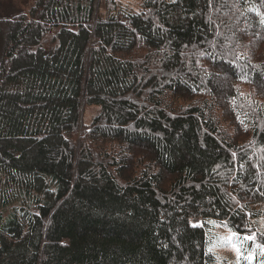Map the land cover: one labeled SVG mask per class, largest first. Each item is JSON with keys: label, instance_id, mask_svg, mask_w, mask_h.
Masks as SVG:
<instances>
[{"label": "trees", "instance_id": "trees-1", "mask_svg": "<svg viewBox=\"0 0 264 264\" xmlns=\"http://www.w3.org/2000/svg\"><path fill=\"white\" fill-rule=\"evenodd\" d=\"M136 2H0V264H216L208 219L264 243V0Z\"/></svg>", "mask_w": 264, "mask_h": 264}, {"label": "rangeland", "instance_id": "rangeland-1", "mask_svg": "<svg viewBox=\"0 0 264 264\" xmlns=\"http://www.w3.org/2000/svg\"><path fill=\"white\" fill-rule=\"evenodd\" d=\"M122 5L130 9L137 8L136 0H118ZM3 7L15 6L22 9L28 7L31 0H0ZM99 107L87 105L83 108L82 120L84 124H89L98 113ZM260 210V216L252 219L255 233L264 236V204L256 206ZM201 224V221H196ZM235 235L238 239L228 241L227 238ZM252 234L239 235L235 230L226 224L215 219H208L205 224L206 250L212 253L216 259V264H249L253 262L256 250L264 251V243H258ZM239 248V256L236 249Z\"/></svg>", "mask_w": 264, "mask_h": 264}, {"label": "snow or ice", "instance_id": "snow-or-ice-1", "mask_svg": "<svg viewBox=\"0 0 264 264\" xmlns=\"http://www.w3.org/2000/svg\"><path fill=\"white\" fill-rule=\"evenodd\" d=\"M262 23H264V20H262ZM234 239H238V237H235V235H233V236L227 238L228 241H232ZM245 239L251 240V239H254V237H245ZM236 251H237L238 256H239V248H237Z\"/></svg>", "mask_w": 264, "mask_h": 264}]
</instances>
